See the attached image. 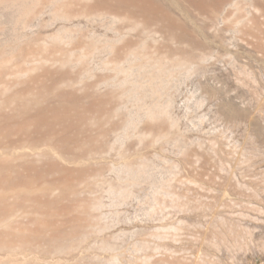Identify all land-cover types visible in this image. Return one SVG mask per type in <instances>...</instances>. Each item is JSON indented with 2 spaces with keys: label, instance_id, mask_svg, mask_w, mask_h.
Returning a JSON list of instances; mask_svg holds the SVG:
<instances>
[{
  "label": "rangeland",
  "instance_id": "rangeland-1",
  "mask_svg": "<svg viewBox=\"0 0 264 264\" xmlns=\"http://www.w3.org/2000/svg\"><path fill=\"white\" fill-rule=\"evenodd\" d=\"M18 110L0 264L264 263V0H0Z\"/></svg>",
  "mask_w": 264,
  "mask_h": 264
},
{
  "label": "bare ground",
  "instance_id": "bare-ground-1",
  "mask_svg": "<svg viewBox=\"0 0 264 264\" xmlns=\"http://www.w3.org/2000/svg\"><path fill=\"white\" fill-rule=\"evenodd\" d=\"M15 97H16L15 94L11 95L12 99H14ZM23 110H26V109L24 108ZM22 115H23V111L21 110L13 112L12 116L9 118L7 117V115H4V114L0 115V150H1V153H0V217H7L10 214L12 207H14L15 205L24 204V202L28 199L32 200L33 202L35 201V197L32 196V193L35 191L34 188L36 186V177H37L36 169L37 168L35 169L36 165H34L36 164V162H34L33 159H30V157H29V160L26 159L29 155L28 152H30V154H35L33 151L35 147L34 142L33 144L29 145L28 147L29 150H28L27 142L19 141L18 139H12L15 133L17 132L19 133L20 131L23 130L22 125H24L25 123L24 124L20 123L21 121L20 119L26 118V117ZM27 120L28 119L26 118V121ZM9 197L13 198L12 202H7V200L10 199ZM35 203L37 204V202ZM34 207H35V204H34ZM8 223L9 222L7 221V219L4 220L0 218V226L3 225V227L10 229ZM0 234L2 233L0 232ZM10 235H11V232H10ZM18 235L16 236L19 238ZM25 235H26L25 232H22L21 236L23 237ZM1 240H2V237H1ZM261 246L263 248V253H264V242L261 244ZM183 260H185L186 264H211V260L209 261L206 256L201 255L200 253L195 254L190 259H183Z\"/></svg>",
  "mask_w": 264,
  "mask_h": 264
}]
</instances>
